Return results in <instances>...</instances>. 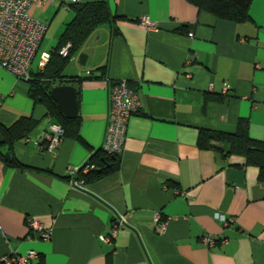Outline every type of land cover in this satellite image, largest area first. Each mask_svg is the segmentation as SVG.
I'll use <instances>...</instances> for the list:
<instances>
[{
	"label": "crops",
	"instance_id": "crops-1",
	"mask_svg": "<svg viewBox=\"0 0 264 264\" xmlns=\"http://www.w3.org/2000/svg\"><path fill=\"white\" fill-rule=\"evenodd\" d=\"M61 1L35 0L29 9L48 25L41 53L54 49L73 17ZM103 1L122 18L97 27L64 69L66 76H97L105 67L102 77L75 85L82 141L63 137L53 152L37 148L34 142L52 124L47 109L29 97L28 83L18 95L9 92L17 105L3 109L0 82V122L36 121L10 150L0 146L8 160L23 164L0 160V257L32 249L37 256L25 264H264L258 167L241 155L197 145L200 129L234 132L242 118L249 136L264 142V0H252L241 22L187 0ZM143 17L157 28L141 26ZM117 80L138 91L142 104L128 120L120 166L74 186L68 173L101 148L108 90ZM214 144L229 150L226 141ZM215 213L234 220L223 225ZM157 215L167 221L162 233ZM29 217L51 230L49 240L29 236ZM120 217L125 224L102 241ZM203 236L215 244H204Z\"/></svg>",
	"mask_w": 264,
	"mask_h": 264
},
{
	"label": "trees",
	"instance_id": "trees-1",
	"mask_svg": "<svg viewBox=\"0 0 264 264\" xmlns=\"http://www.w3.org/2000/svg\"><path fill=\"white\" fill-rule=\"evenodd\" d=\"M195 5L198 10L207 11L217 18L232 20L235 22L245 21L249 18V6L252 0H187ZM73 11L72 19L65 25L60 34L57 44L50 52V57L43 69L38 72H30L28 95L34 103H41L47 109V114L52 123L60 124L64 129L63 137H72L82 141L79 134L80 117L66 118L58 109L57 104L51 98L49 91L55 84H71L75 86L86 78H100L105 72V67L98 68L103 73L97 76H66L63 70L71 57L78 53L81 46L89 36L104 23L113 24L116 18H122L110 9L107 1H84L71 3L69 6ZM70 44L67 56H61L60 48ZM91 73V72H90ZM78 101V99H77ZM36 121L31 116H20L10 125L0 122V134L4 143L0 146H8L9 150L14 141L25 138L34 128ZM228 142L229 150L224 153L223 149L216 146L215 142ZM197 145L202 149H217L223 156L227 154H238L245 158L248 165H254L259 169V179L264 180V142L255 140L249 136L248 121L242 118L238 121L234 132H219L208 129H200ZM0 160L10 166L23 167V164L11 156L8 160L0 150ZM91 166V167H90ZM120 166V155L112 156L105 153L102 148L92 152L87 162L77 170L75 178L83 184L92 183L106 175L118 170ZM88 167L87 172H83ZM90 167V168H89ZM69 178V177H68ZM218 241V240H217Z\"/></svg>",
	"mask_w": 264,
	"mask_h": 264
},
{
	"label": "built area",
	"instance_id": "built-area-1",
	"mask_svg": "<svg viewBox=\"0 0 264 264\" xmlns=\"http://www.w3.org/2000/svg\"><path fill=\"white\" fill-rule=\"evenodd\" d=\"M34 1L0 0V67L25 81L30 77V65L48 27L46 22L29 14V9ZM79 1L81 0H62L61 4L64 8H69L71 3ZM140 24L146 29L157 28V23L148 17L141 18ZM69 48L70 44H66L59 49L58 53L65 57L69 53ZM49 57L50 52L41 53L38 61L40 70L46 65ZM86 74H90V72L87 71ZM226 88L227 86L224 87V89ZM1 100L2 96H0V104ZM141 106L139 92L130 88L125 80H117L110 84L107 96L105 130L101 144L105 153L112 156L121 154L125 143L128 120L133 114L139 112ZM63 133L64 129L60 124L52 123L41 135V138L34 143L40 150L53 152L59 146ZM77 170H71L68 173L69 182L74 186L82 187V181L75 178ZM85 170L88 171V167ZM214 218L221 221L223 225H228L234 220L219 213H215ZM155 220L158 232H164L167 221L161 219L159 215L155 217ZM124 224V218H118L114 222L110 235H100L101 240L110 241ZM27 228L29 236L36 233L40 239L49 240L51 238V230L34 218L29 217L27 219ZM201 241L208 246H213L216 242L210 236H203ZM36 256L37 252L30 249L22 254L14 253L1 256L0 264H25Z\"/></svg>",
	"mask_w": 264,
	"mask_h": 264
},
{
	"label": "water",
	"instance_id": "water-1",
	"mask_svg": "<svg viewBox=\"0 0 264 264\" xmlns=\"http://www.w3.org/2000/svg\"><path fill=\"white\" fill-rule=\"evenodd\" d=\"M86 54L80 53L78 62L81 65L85 64ZM49 94L57 104L59 111L68 119H73L78 115L77 91L75 86L71 84H55L51 87ZM4 143V138L0 134V145ZM7 159L10 158V153H4Z\"/></svg>",
	"mask_w": 264,
	"mask_h": 264
},
{
	"label": "rangeland",
	"instance_id": "rangeland-1",
	"mask_svg": "<svg viewBox=\"0 0 264 264\" xmlns=\"http://www.w3.org/2000/svg\"><path fill=\"white\" fill-rule=\"evenodd\" d=\"M42 49L43 48H39L38 49V51H37L32 63H31L30 70L32 72H34V73L39 71V69H38V61L40 59V55H41L40 53H41ZM64 71L66 72V70H63V75H66L64 73ZM0 82L3 83L4 84L3 86L6 87V90L4 91V93L6 94V99L4 101H2V107L5 110L11 111L13 106L17 105V99H14V97L8 95L9 92L13 91L16 95H18L17 93H20L21 91L23 92L24 85H26L27 82L24 79H22V78L16 77L15 75H13L12 73L8 72L7 70H5L2 67H0ZM16 82H18V85H16L17 84ZM13 86L15 88H13ZM0 94H1V92H0Z\"/></svg>",
	"mask_w": 264,
	"mask_h": 264
}]
</instances>
